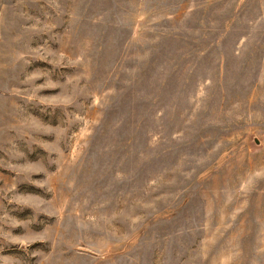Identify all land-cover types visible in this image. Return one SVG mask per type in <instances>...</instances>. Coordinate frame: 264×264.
I'll return each mask as SVG.
<instances>
[{"label": "rangeland", "instance_id": "rangeland-1", "mask_svg": "<svg viewBox=\"0 0 264 264\" xmlns=\"http://www.w3.org/2000/svg\"><path fill=\"white\" fill-rule=\"evenodd\" d=\"M0 264H264V0H0Z\"/></svg>", "mask_w": 264, "mask_h": 264}]
</instances>
